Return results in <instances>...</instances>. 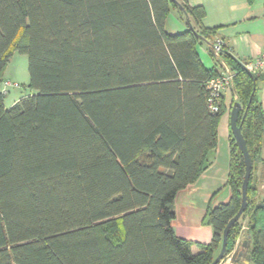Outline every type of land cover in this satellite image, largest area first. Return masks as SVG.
<instances>
[{
	"label": "trees",
	"instance_id": "16d2710c",
	"mask_svg": "<svg viewBox=\"0 0 264 264\" xmlns=\"http://www.w3.org/2000/svg\"><path fill=\"white\" fill-rule=\"evenodd\" d=\"M172 9L193 29L169 33ZM204 17L187 0H0V83L19 52L33 91L11 107L0 92V264H212L242 204L245 159L232 132V195L205 217L212 242L193 253L173 225L178 194L212 163L226 111L223 93L217 112L209 106L208 82L223 73L200 58L199 44H216ZM209 50L232 73L253 160L226 256L246 221L250 264H264V73L225 46Z\"/></svg>",
	"mask_w": 264,
	"mask_h": 264
},
{
	"label": "crops",
	"instance_id": "0c3cea01",
	"mask_svg": "<svg viewBox=\"0 0 264 264\" xmlns=\"http://www.w3.org/2000/svg\"><path fill=\"white\" fill-rule=\"evenodd\" d=\"M190 7H203L206 28H216V43L221 42L238 60L249 68L264 56V0H187ZM188 22L172 9L166 18L165 28L169 33H182L189 29ZM200 58L206 68H218L223 74L231 73L228 67L215 55L208 45H198ZM3 79L6 77L3 76ZM258 98L264 109V78L258 81ZM6 99V98H5ZM19 100L16 98L11 107ZM226 111L218 125V145L211 157V165L193 184L182 190L174 203L176 219L174 229L180 237L190 240L192 252L197 253L199 243L209 244L214 230L206 222L209 208L230 200L232 192L227 185L230 165L231 110L236 102L232 85L223 91ZM262 161L258 163L256 179L257 199L264 200V141Z\"/></svg>",
	"mask_w": 264,
	"mask_h": 264
},
{
	"label": "water",
	"instance_id": "95a60500",
	"mask_svg": "<svg viewBox=\"0 0 264 264\" xmlns=\"http://www.w3.org/2000/svg\"><path fill=\"white\" fill-rule=\"evenodd\" d=\"M186 20L190 26L191 29H193L190 17L186 14ZM201 38L202 36L199 35ZM207 45L216 53L217 52V45L214 43H207ZM242 109L241 104L236 101L235 104L232 107L231 110V130L233 133V136L242 151L245 159V175L242 183V204L238 211V213L230 220L228 225L226 226L224 230L223 235V244L220 253L216 257V259L212 262V264H220L226 257L230 256L228 264H250L251 254L249 253V249L251 246V240L250 238L246 237V233L242 234L240 239L237 242V245L233 252L228 254L226 256V251L228 247V236L230 229L232 226L239 221L243 213L248 207V189L250 184V179L252 175L253 170V160L250 155L246 139L244 137V134L242 132V126L238 124V118L240 111Z\"/></svg>",
	"mask_w": 264,
	"mask_h": 264
},
{
	"label": "rangeland",
	"instance_id": "374dc122",
	"mask_svg": "<svg viewBox=\"0 0 264 264\" xmlns=\"http://www.w3.org/2000/svg\"><path fill=\"white\" fill-rule=\"evenodd\" d=\"M4 77L20 84L19 88H12L10 93L5 97V102L10 105L16 98L27 96L33 91L29 87V60L27 54L15 52L4 71ZM1 86V83H0ZM263 200L262 198L259 199ZM246 221H243L242 234L246 233ZM241 234V235H242ZM230 256L226 257L220 264H228Z\"/></svg>",
	"mask_w": 264,
	"mask_h": 264
},
{
	"label": "built area",
	"instance_id": "2783aa9c",
	"mask_svg": "<svg viewBox=\"0 0 264 264\" xmlns=\"http://www.w3.org/2000/svg\"><path fill=\"white\" fill-rule=\"evenodd\" d=\"M217 52L219 53L222 48L221 42H217ZM250 69L253 71H261L264 73V56L262 58H259L249 66ZM232 74L230 73H224L219 77H214L209 80L208 82V88L210 90V98H209V106L210 109L214 112H217L219 110V102L220 97L223 93V91L226 89V87L230 86L232 84ZM20 84L18 82L12 81L10 79H4L1 82L0 86V92L7 96L12 88H19Z\"/></svg>",
	"mask_w": 264,
	"mask_h": 264
}]
</instances>
